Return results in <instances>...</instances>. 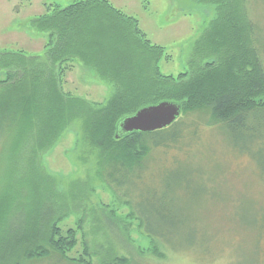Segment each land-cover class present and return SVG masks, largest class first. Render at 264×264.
<instances>
[{
    "label": "trees",
    "instance_id": "1",
    "mask_svg": "<svg viewBox=\"0 0 264 264\" xmlns=\"http://www.w3.org/2000/svg\"><path fill=\"white\" fill-rule=\"evenodd\" d=\"M198 1L216 6V15L195 41V53L211 61L184 81L161 76L162 46L146 39L136 21L107 0L53 4L32 19V28L49 36L41 55L0 52V70L6 71L0 79V264L51 252L69 264H90L82 256H67L75 232H61L52 224L51 186L39 163L41 153L75 121L84 141L99 150L100 173L107 170L110 182L119 174L120 184L140 178L152 149L174 150L171 146L185 138L180 119L152 132L118 131L123 118L161 101L179 103L183 114L205 112L208 124L222 123L231 133H247L264 144V23H253L249 0ZM75 61L111 84L105 103L63 94L62 70ZM140 215L145 231L163 236L151 216Z\"/></svg>",
    "mask_w": 264,
    "mask_h": 264
},
{
    "label": "rangeland",
    "instance_id": "2",
    "mask_svg": "<svg viewBox=\"0 0 264 264\" xmlns=\"http://www.w3.org/2000/svg\"><path fill=\"white\" fill-rule=\"evenodd\" d=\"M74 1L0 0V52L41 55L49 36L33 29L32 19L51 11L53 4ZM107 1L133 18L146 39L162 46L161 76L184 81L211 61L195 53V41L216 15L215 5L198 0ZM262 1H248V14L258 27L264 23ZM69 64L62 70L63 94L90 104L110 98V83L80 62ZM5 72L0 70V79ZM182 111L180 106L176 121L180 119L185 138L171 146L174 150L152 149L138 179L120 184L119 174L110 182L107 170L100 173L99 150L80 136L78 121L41 153L39 163L51 186L47 202L54 210L52 224L61 232H75L67 256H82L90 264L114 258H126L129 264H264V144L247 133L233 134L222 123L208 124L205 112ZM139 213L151 216L163 236L145 231ZM18 263L69 264L53 252Z\"/></svg>",
    "mask_w": 264,
    "mask_h": 264
},
{
    "label": "water",
    "instance_id": "3",
    "mask_svg": "<svg viewBox=\"0 0 264 264\" xmlns=\"http://www.w3.org/2000/svg\"><path fill=\"white\" fill-rule=\"evenodd\" d=\"M180 115V106L172 102H159L145 106L123 118L118 124L120 133L152 132L171 125ZM118 137V134L115 135Z\"/></svg>",
    "mask_w": 264,
    "mask_h": 264
},
{
    "label": "crops",
    "instance_id": "4",
    "mask_svg": "<svg viewBox=\"0 0 264 264\" xmlns=\"http://www.w3.org/2000/svg\"><path fill=\"white\" fill-rule=\"evenodd\" d=\"M56 3H58V2H56ZM67 4H69V3L65 2V3L63 4V6H65V5H67Z\"/></svg>",
    "mask_w": 264,
    "mask_h": 264
}]
</instances>
